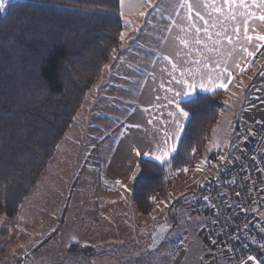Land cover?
<instances>
[{
  "label": "trees",
  "instance_id": "obj_1",
  "mask_svg": "<svg viewBox=\"0 0 264 264\" xmlns=\"http://www.w3.org/2000/svg\"><path fill=\"white\" fill-rule=\"evenodd\" d=\"M120 12L119 0H17L0 13V216L19 213L105 65L121 53ZM227 96L197 94L181 105L191 118L170 168L139 161L133 200L141 214H151L164 197L168 176L200 159ZM108 249L72 246L70 252L93 256Z\"/></svg>",
  "mask_w": 264,
  "mask_h": 264
},
{
  "label": "rangeland",
  "instance_id": "obj_2",
  "mask_svg": "<svg viewBox=\"0 0 264 264\" xmlns=\"http://www.w3.org/2000/svg\"><path fill=\"white\" fill-rule=\"evenodd\" d=\"M128 35L130 36L131 33L125 36V45ZM139 56L138 54H127L122 57L120 53L116 55L112 66L108 65L104 69L101 79L89 92L74 123L58 146L47 172L27 196L19 213L13 219L0 216V259L7 256L6 260H9L5 262L0 260V264H13L11 261L19 256L27 261L26 264H62L60 258L65 250L69 256L88 259L104 253L102 250L93 256L77 251L72 253L70 252L72 246L83 249L99 245L67 244L66 242L74 239V229L80 220L79 216L76 219V225H73L76 214L79 215L81 210H92V190L109 186L108 180H105V167L98 166L97 161L106 160L104 154L107 145L119 138L120 132L117 127L124 124L129 113L140 105L142 98L148 96L156 87L158 93L155 98L166 92L167 84L163 82V79L154 84L149 83L146 85L147 88H144L141 78L137 77V73L145 71V68L141 67L143 63L139 60ZM256 62L246 72L249 79L239 85V91H236V95L232 96L227 110L223 113V122L218 135L222 134L223 125L227 124L228 119L232 117L238 120L235 132L238 131L237 126L240 125L241 131L245 129L242 126L246 125L244 117L248 113L249 106L246 105L249 102L248 93L257 76L253 71L256 64L259 63V61ZM256 104L257 102L251 103L252 106ZM242 108L246 110H242ZM105 140L107 141L106 145ZM93 147L99 149L97 154L96 152L92 153ZM207 149L209 147L206 149L204 147L200 159L188 168L187 173L180 170L172 176H168L167 190L161 199L163 203L160 201L156 204L152 211L153 214L151 213L152 216L149 218L152 223L146 222L145 234L151 228L150 235L153 237L157 228L163 223L173 226L176 214L183 213V223L195 220L192 217L193 208L200 200L199 197L202 195L203 189L199 188L193 192L188 189L196 187L194 184L200 180L199 172L196 171L197 163L203 161L206 156L208 159L213 156L212 152ZM204 181L205 178L202 182L204 183ZM185 196L189 198L188 201H185ZM179 197H182L181 202L170 213V205ZM184 209L190 212L184 211ZM76 228L78 229L79 226ZM187 230L188 228L184 227L170 232V235L181 237L187 235ZM168 242L169 239L154 252H150L148 246L139 251L142 253L132 252L129 254L130 260L98 257L95 264H173L178 261L177 257L182 252L175 256L179 252V248H176L175 251V244H172L173 250L168 249ZM173 243H175V238H173ZM216 251L218 253V250ZM67 261L68 257H65L62 262L66 263Z\"/></svg>",
  "mask_w": 264,
  "mask_h": 264
},
{
  "label": "crops",
  "instance_id": "obj_3",
  "mask_svg": "<svg viewBox=\"0 0 264 264\" xmlns=\"http://www.w3.org/2000/svg\"><path fill=\"white\" fill-rule=\"evenodd\" d=\"M15 1L17 0H12V2ZM154 2L158 5L156 10H152L147 5L139 9L135 7H126V14L122 16L124 24L123 34L125 35L122 40L123 46L120 55L122 57L127 54L140 55L139 60L143 63V66L141 67L145 68V71L137 73V77L141 78V83L144 84V88H147L146 85L149 83L154 84L161 79H163V82L167 84V88H178V85L169 83L171 80V77L168 75L170 65L167 61L163 60L161 53L164 52L166 54L167 51L170 50V48L166 45V42L163 40V37L169 35V33L165 30V26L170 23V17L179 19L178 17H175V6L178 4L179 0H163V2L162 0H154ZM130 3L135 5L137 0H130ZM129 11L133 14L128 15L127 13ZM139 11H144L147 13V16L140 17L138 15ZM182 11L183 10H181V12ZM128 20H132L133 23L130 25L127 24L126 21ZM197 23L199 22L197 21ZM130 26H132V28H130ZM135 27L137 28L136 30ZM173 31H177V29H173ZM128 33H131V35L126 37L127 44L125 45V36ZM262 49L263 48L260 49V52ZM258 54L259 53H257L256 57ZM256 57L253 58L251 66L256 62ZM115 60L108 65L112 66V63ZM258 61L259 63L256 64L255 69H253L257 76L248 93L249 102L246 105L249 107L248 113L244 117L246 125L242 126L245 127L244 130L246 132H248L249 129L254 131L261 124L258 122L264 121V76L260 75L261 71H264V56L261 57V60L258 59L257 62ZM249 68L250 66L246 68V72ZM246 72H237L233 76V84L229 85V91L227 93L228 96L226 98L229 102L231 101V93L239 91L240 88V86L234 87V85H237L240 81H242V83L239 85H242L249 79ZM131 77H133V75H131ZM157 90L158 88L156 87L148 94V96L142 98L140 105L129 113L124 124L117 127L120 132L119 138L107 145V149L105 148L106 156L104 154V157L106 160L97 161L98 166L105 167V180H108L109 186L106 188L101 187L99 190H92V210L86 209L82 211L80 209V213L83 212L84 214L79 213V215L76 214L75 216L74 226L76 225V219H78L79 216L80 220L74 229V239L70 242H66L67 244L78 243L92 246L103 244L108 246L109 249L103 254H97L90 259L69 256L65 250L60 258L62 264H95L98 257H111L114 259L118 258L119 260H125L126 258L127 260H130V253H142L139 252L141 249L151 245V228L148 229L147 234H145L144 231L146 229L145 227H147L146 222L149 224L152 223V220L149 218H151L153 213L148 216H144L139 212L133 200V186L135 180L131 179V176L133 171H136V166H139V161L141 159L158 163L148 156L142 155L137 157L133 151V148H136L141 152H150L154 147V140L158 139L159 135L162 134L159 132V129L163 126L160 125L157 120H154L153 124H149L148 121L150 119H153V117H158L164 120L169 119L167 116L168 108L164 106L167 104V101L163 99V97L168 95V93L165 92L162 96H160V99H157L155 98L158 93L156 92ZM217 91L224 90L217 89L216 92ZM197 94L206 95L213 93L197 89L196 95ZM255 102H257V104L252 106L251 103ZM227 108L228 106L225 105V107L220 111L217 123L211 131L205 149L210 147L211 143L215 140L220 146L219 154L224 155L225 153H229L230 160L235 162L237 161L234 159L235 157L241 158L247 146V140L242 134L243 130H240L241 125L237 126V132H233L231 142L228 146H225V143L228 141V137L225 135V130L232 132V129L228 128V124L223 123L225 126L223 125L222 134L218 135L219 128L222 126L223 122V113L227 110ZM190 118L191 116L189 115V118L184 121L185 131ZM228 120H231L234 125H237L236 122L238 120L235 117ZM133 125H140V127H133ZM214 129L216 130L215 134L213 132ZM104 143L106 145L107 141L105 140ZM180 144L181 142L178 145V149ZM97 147L99 146L97 145ZM94 152L97 154L99 149L97 150L93 147L92 153ZM211 152V155L217 154L215 149ZM210 159L211 158L208 160L211 161ZM200 163L201 161L198 162L197 165ZM211 163L216 164L219 169H223L225 167V164L220 161H211ZM213 172H216V169H212L210 165H205L204 171L199 172L200 180L194 184L196 187L191 186L192 188H189L188 190L193 192L199 189L198 182L203 183V179ZM117 180L121 181L124 187L117 184ZM229 202L232 205V209L236 211L237 203L232 199H230ZM184 211L190 212L187 209H184ZM182 217H184L183 213L176 214L175 223L173 225L174 228L170 232H175L176 230L187 227V235L173 237L169 232L166 239L162 243V245L165 244L166 240L169 239V242L171 243H167V248L173 250L172 244H175L174 250L176 251V248H179V252L175 254V256L182 252V254L177 257L178 259L176 258L178 261L173 264H230V262L233 264L227 253L214 248L207 239V219L197 218L192 214V217H194L195 220L193 222L188 221L187 223H183ZM77 226H79L78 229L76 228ZM181 233L184 234L183 232ZM173 238H175V243H173ZM216 250H218V253ZM29 253L32 254L33 252ZM6 257L7 256L0 260H3L4 262L9 261L6 260L8 259ZM65 257H68V261L63 263L62 261ZM201 257H203V259H201ZM139 259L142 260L141 258ZM262 260H264V256ZM11 263L26 264L27 261L22 259V256H19L13 259ZM247 264H252V262L249 261Z\"/></svg>",
  "mask_w": 264,
  "mask_h": 264
},
{
  "label": "snow or ice",
  "instance_id": "obj_4",
  "mask_svg": "<svg viewBox=\"0 0 264 264\" xmlns=\"http://www.w3.org/2000/svg\"><path fill=\"white\" fill-rule=\"evenodd\" d=\"M119 5L121 16L126 14V7L139 9L147 5L152 10H156L158 7L154 0H137L135 5H132L130 0H119ZM9 6H12V0H0V13H6ZM175 8V17L179 19L170 17V23L165 26L169 35L163 37L170 50L166 54L162 52L161 55L163 60L170 65L168 75L171 80L169 83H174L179 87L166 88L168 95L163 97L167 101L164 106L168 108L167 116L169 119L153 117L148 121L149 124H153V121L157 120L163 126L159 129L162 134L154 140L153 149L150 152H141L133 148L137 157L148 156L165 168L171 167L173 155L178 153V145L185 132L184 121L190 115L181 105L186 106L193 103L197 89L213 94L216 93L217 89H222L228 93L229 85L233 84V76L237 72L245 73L246 68L251 66L257 53L264 55L260 52V49L264 48V0H179ZM181 10L183 11L181 12ZM127 14L132 15L133 13L129 11ZM138 15L146 17L147 13L139 11ZM126 23L130 25L133 21L128 20ZM173 29H177V31H173ZM124 35L121 33V40L124 39ZM107 67L108 65H105V68ZM260 75L264 76V71H261ZM241 83L242 81L234 87H238ZM235 95L236 93L232 92L230 99ZM157 99L160 97L158 96ZM224 103L226 106L229 105L228 100H225ZM242 110L246 109L242 108ZM234 114L238 116V114ZM258 123L264 124V121ZM227 124L232 132L225 130V135L228 137L225 146L230 144L236 128L231 120H228ZM133 127H140V125H133ZM213 132L215 134L216 130L214 129ZM251 134L252 130L249 129L248 135ZM219 147V143L214 140L207 151L211 152L215 149L217 160L223 162L226 169L228 164L233 163V160H230L229 153L220 155ZM191 152L192 155H195L196 148H192ZM234 159L239 160L240 157ZM205 165H210L212 169H216L215 174L207 180L208 183H211L212 180L218 183H236L234 178L222 180L221 171L223 170L211 163L207 156L197 165L196 171L203 172ZM138 169L139 166L137 165L131 179H137ZM181 171L187 173L189 169L185 167ZM116 183L124 187L121 181L117 180ZM198 187L203 189L205 184L198 182ZM3 191L6 194V187ZM219 195L222 196L224 193L221 191ZM236 195L239 196L240 193L237 192ZM151 199L155 200V197ZM184 199L185 201L189 200L187 196ZM199 199L208 201L210 207L218 208L210 191L207 195H201ZM222 203L228 208L232 207L227 201H222ZM236 207L241 212L248 211L240 204H237ZM255 211L259 212L260 210L255 209ZM216 215L219 216V210H217ZM261 215L264 216V213ZM247 227L245 224L244 228ZM167 230L166 225H161L158 233L164 234ZM259 230L264 232V226H260ZM236 238L238 239V237ZM154 239H159V235L154 234ZM211 243L216 244L217 241L213 239ZM260 247L264 249V244ZM249 261L252 264H264V260L257 259L252 255H249L247 260L241 258L239 264H247Z\"/></svg>",
  "mask_w": 264,
  "mask_h": 264
},
{
  "label": "built area",
  "instance_id": "obj_5",
  "mask_svg": "<svg viewBox=\"0 0 264 264\" xmlns=\"http://www.w3.org/2000/svg\"><path fill=\"white\" fill-rule=\"evenodd\" d=\"M247 140V146L241 158L227 165L221 171L223 179H235L236 183H218L214 180L208 183L215 172L209 174L204 181L202 195L211 193L215 198L218 208L209 206L208 201L200 199L193 208V215L197 218L207 219L206 236L209 242L213 239L216 244L211 245L227 253L233 264H239L243 258L247 260L249 255L262 260L264 249L260 245L264 244V232L259 230L264 226V124H260L251 135L245 130L242 131ZM255 158V159H253ZM218 162L217 154L210 159ZM224 195H219L220 192ZM240 195L237 196L236 193ZM230 199L240 204L246 212H241L238 208L234 211L222 203ZM255 209H259L257 212ZM219 210V216L216 213ZM247 224V228L244 225ZM238 237V239L236 238ZM255 241V242H253ZM232 249V251H229Z\"/></svg>",
  "mask_w": 264,
  "mask_h": 264
},
{
  "label": "water",
  "instance_id": "obj_6",
  "mask_svg": "<svg viewBox=\"0 0 264 264\" xmlns=\"http://www.w3.org/2000/svg\"><path fill=\"white\" fill-rule=\"evenodd\" d=\"M162 225H166L168 230L164 234H159L158 233V229L160 228L161 225L157 228V230H156V232L154 234L159 235V239H154V235H153L152 243H151V245L148 248L150 252H154V251L158 250L159 247L164 242V240L166 239V237L169 234V232L174 228V226L169 225L168 223H163Z\"/></svg>",
  "mask_w": 264,
  "mask_h": 264
}]
</instances>
